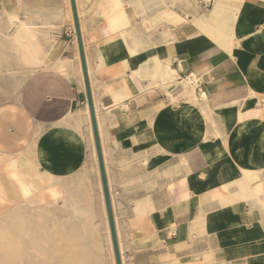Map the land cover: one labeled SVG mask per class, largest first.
Segmentation results:
<instances>
[{
	"label": "crops",
	"instance_id": "1",
	"mask_svg": "<svg viewBox=\"0 0 264 264\" xmlns=\"http://www.w3.org/2000/svg\"><path fill=\"white\" fill-rule=\"evenodd\" d=\"M67 1L0 0V44L13 33L17 20L26 18L38 30L43 68L31 76L7 49L9 67L16 70L11 73L18 75L9 77L8 82L19 89L20 101L1 107L0 117L12 116L13 126L20 131L29 132L37 126L48 130L45 143L51 152H57L56 160L65 169L53 167L51 155L23 137L20 143H13L15 150L25 149L15 156L21 175L31 178L41 190L67 180L71 186L65 188L73 189L77 196L75 178L84 168L96 191L86 122L80 123L83 139L79 142L69 136L51 138L56 130L72 132L75 122L70 116L86 103ZM125 1L75 0L93 105L96 101L104 134L109 176L105 174L111 181L125 264H264V205L257 199L246 202L236 198L237 186L231 185L245 172L243 178L259 180L254 189L264 196V0H221L223 6L214 13L213 0L197 9L176 7L177 20L169 37L175 40L163 44L161 28L155 23L148 31V46L144 37L129 33L123 40L118 34L121 29L141 26L139 15L130 24L125 23L128 17L119 16ZM141 2L146 5L145 0ZM118 16L121 24L114 27ZM161 62L170 65L179 81L194 75L206 106L179 114L166 105L156 78ZM19 79L22 84L15 88ZM36 80L39 84L31 89ZM118 95L124 97L125 106L110 107ZM54 122L58 128L53 129ZM156 148L165 152L156 155ZM260 152L263 154L258 155ZM179 155L190 163L188 183L179 168ZM143 157L150 160L155 174L139 166ZM119 163L125 164L121 172ZM0 174H4L7 190L14 192L1 166ZM221 185L227 187L226 193L220 191ZM246 193L251 196L252 188ZM184 198L187 200L176 202ZM134 200L139 203L136 217ZM199 201L205 210L218 212L206 232L192 240V216ZM94 207L98 214L96 200ZM131 218L137 229L129 236L127 222Z\"/></svg>",
	"mask_w": 264,
	"mask_h": 264
},
{
	"label": "bare ground",
	"instance_id": "2",
	"mask_svg": "<svg viewBox=\"0 0 264 264\" xmlns=\"http://www.w3.org/2000/svg\"><path fill=\"white\" fill-rule=\"evenodd\" d=\"M211 1L212 0H145L146 5H144V3L141 2V0H127L125 1V8L123 9V7H121L118 10L119 16H121V18L122 17L125 18V16L128 17L125 18V23L130 24L131 22L135 21L134 17L139 15L141 16L140 19L141 26L140 29L132 27L131 29L125 28V29H121L120 31L133 33L134 36L139 39H142L144 37L145 45L148 46L149 37H150L148 31L154 29V24L156 23L158 26H160L157 28H161V41L163 44H166L171 42L172 40L173 41L175 40L173 36H172L173 38L172 40L169 37L172 35L171 27L177 20L176 7H181L182 5L183 6L190 5L194 9H197V8H202V5L204 6L209 5ZM219 1L221 0H213L212 3L213 8L211 7L213 13L216 11L217 7L223 6L219 4ZM67 2L68 5H67L66 14L70 22H72L73 24L69 0ZM147 3L150 4V7L147 5ZM57 12L59 11L57 10ZM149 12H151V14ZM77 14L80 16L79 12ZM144 14H146V16ZM46 15L48 14L46 13ZM119 16L116 17V19H114L113 21L114 27L121 24V20ZM25 19L23 21H18L16 19L17 24L15 25V30L13 31L12 34L9 33L10 35L5 36V43L1 42L3 45L0 44V48H6V50L7 49L10 50L16 56L15 60L22 67V69L24 71L27 70L30 71L31 76H33L36 74H40L43 71L42 60L40 58V53L42 49L38 41V37L40 36L36 34L38 30L34 29L35 27L32 28L33 25L29 23L28 20ZM183 19L187 21L185 17ZM11 22L13 24V21ZM107 30L111 33V27L109 25L107 27ZM83 39L84 38H82V40ZM83 45H84V41H83ZM84 49H86L85 45H84ZM159 67L160 65L158 66V68ZM160 70H161L160 73L157 74L156 76V78H158L160 82V84L157 85L160 86V90L163 93V95L165 94L167 101L166 105L168 104V106L170 107H175L178 113L189 109H195L198 112L199 110H201L202 106H206L207 104L206 98L200 92L199 84H198L199 81L194 75L185 79L184 81H179V78L170 68V65L164 64L163 62H161ZM88 71L90 74V69ZM15 73L16 72H14V74ZM18 81L16 82L15 87L18 86ZM39 82H40L39 80H36V82L30 85V88L32 89L33 87H36L39 84ZM154 86H156V84ZM147 88L150 87L147 86ZM116 98L117 99L111 101L110 107H117V106L124 107L125 106L123 102L124 97L118 95ZM93 106H94L96 124L99 134V140L101 144L102 156L104 160L103 161L105 167L104 169L107 176H109L108 164L106 162V153H105L104 141H103L104 134L101 129L99 108L96 101H94ZM107 117H109V115H107ZM67 118L69 117L67 116ZM70 119L71 121L75 122L74 130L72 132H69V134H67L68 132L66 133L61 130H56L51 133L52 135L51 138L56 139L57 136L61 135L64 137L69 136V138L73 142L81 141L83 137L79 131L80 130L79 126L82 120L83 119L85 120L87 126V140L89 143L90 158L92 159V164L94 166L93 167L94 174L96 177L95 178L96 191H94L91 187V183L89 180L90 178L87 176V170H85L86 168H84V170H82L81 173L78 172L79 174L75 178L76 179L75 184L78 188L75 189L79 191V195L77 196L73 195V193H75L74 191H72L73 189H71V191H69V189L67 190L65 186L59 181L55 182L53 185L51 184L50 186H48L46 190L38 189L32 182H30L31 178L24 176L25 174L22 176L21 175L22 172L18 170L15 161V156H16L15 149H10L8 148V146H6V144H1L0 166L2 167V170H4L9 175V179L14 186V192H11V194L13 195L11 196V198H7L6 196L7 188L4 183L5 177L4 174L2 175L0 174V264H115L109 226L106 216L104 198L102 193L101 181H100L99 170L97 165V158H96L95 147L93 142V135H92L91 125H89L90 118H89L87 103L83 104V107H81V109L77 111L74 116H70ZM13 122H14L13 118L10 115H7L5 117L4 116L0 117L1 138H4L6 135L5 134V128L7 127L6 125H12ZM87 122H89L88 125ZM81 124H83V122ZM55 128H58V122L53 125V129ZM212 136L217 138L216 132H213ZM154 152L157 155V153H164L165 150L161 148H156ZM154 152L151 151L150 154H154ZM261 154H263V152H260L258 155ZM148 157L149 156H147V158ZM147 158L143 157L142 159H140L141 160L140 166L141 168L147 169L149 174H155V170L150 168L151 166V164L149 163L150 160ZM178 159H179V168L183 173L182 175L185 176L186 182L188 183L186 172H187V167L190 169V163L188 162V160L184 155H179ZM124 165L122 163H119L118 167L120 169H124L125 167ZM245 174L247 173L241 172V178L239 180L231 181V185L237 186V192L235 194L236 198L246 202L248 200L257 199L260 203L264 205V196L260 195L259 193H256L254 189V187L257 186L256 184L258 183L259 180L245 179L242 177ZM106 180H107V186L111 201V208H112L113 220L115 224V231H116L121 264H125L124 246L122 242L123 237L121 235V231L118 224V218L115 211L114 196L112 192L111 181L108 180L107 178ZM71 184H74V182L71 181ZM69 186L71 185L69 184ZM250 187L252 188V192H253L251 196L250 194L246 193ZM220 191L226 193L227 187L221 185ZM44 194L45 195L47 194L46 199L44 198L45 197ZM93 197L95 198L98 204V209L96 208L98 214L96 213L94 207ZM184 200H187V198H184L183 200H177L176 202H182ZM35 205L36 207H34ZM132 205H133L132 212L136 217L139 203L134 200L132 201ZM167 206L168 205H166L165 208ZM46 209L47 210L49 209L47 214L48 216L40 214V211ZM60 209L67 210L68 214L67 216H65V218H67L68 220L67 222L64 223L66 224V226L73 221L82 219L81 220L83 221L82 229L80 228L81 230L76 231L75 228L72 227L59 228L58 227L59 223L56 221L55 218L58 217L59 215L58 211ZM30 211H33V214H30ZM217 212H218L217 210L214 211L205 210L202 206V203H200L199 201V206L197 207V210L194 211L192 216V224H195L191 228V233H193L194 235V237L191 238L192 240L193 239L195 240V238L201 236L203 233L206 232L205 230L207 224L211 223L213 218L217 216ZM97 215H98V225L101 228L100 236H99L100 232L98 234V229L95 227L97 223L96 222L94 223L95 220L94 218H97ZM30 216L32 217V219L33 218L35 219V223L33 222L32 224L33 226H35L34 227L35 229L36 226L38 227L36 231L28 227L30 222L28 223L26 220L28 219L29 221ZM45 218L49 220V223L45 222L46 221ZM131 220L132 218L127 222L129 236H131L130 232L132 230L137 229V226L134 227ZM85 227L86 228L88 227L87 229L90 228L89 230L92 233H95L92 242L86 245H84L85 243H83L85 239V234L86 232H88L86 231ZM140 230L144 231V228L141 227ZM37 235H39V237L40 235H48V236L47 238L43 239V238H38ZM159 247H163V245L160 244Z\"/></svg>",
	"mask_w": 264,
	"mask_h": 264
},
{
	"label": "rangeland",
	"instance_id": "3",
	"mask_svg": "<svg viewBox=\"0 0 264 264\" xmlns=\"http://www.w3.org/2000/svg\"><path fill=\"white\" fill-rule=\"evenodd\" d=\"M147 4H149V3H147ZM17 8H18V6H16V9ZM18 9H22V7L18 8ZM118 34L121 35V38L123 40H124V36L125 35L126 36L127 35L131 36V34H129V32H124V31H120ZM9 59H10V57H9V53L7 52V50H5V49H3L2 51L0 50V108L3 107V106H5L6 104L16 105L20 101V99H18V95H19L18 94L19 93L18 91H19V89H13L12 88V84H10L8 82V78L9 77L11 78V76H14V77L16 76V75H12L13 73H11V71L13 69L11 70V67H9V63H10ZM21 80L19 79L18 86L17 87H20L21 86V84H22V82H20ZM17 87H15V88H17ZM12 89H13V91H12V97H11V94H10L11 92L10 91ZM29 117L30 116H28V118ZM30 121L32 122V119H30ZM12 125H6L7 126L5 128V134L6 135H5L4 138H1L0 137V145L1 144H6V146H8V148L15 149V146H14L13 143H16V144L20 143L19 142V141H21L20 139L24 137V139H26L28 142H30V144H33V145L36 144V146H37L38 149L39 148L40 149L42 148V150L45 151V153H48V155H51V158L54 159L53 160V163H52L53 167L58 168L60 166L62 170H65L63 168V165L62 164H59L57 162V160H56L57 159V152H51L52 150L45 143V140H47L48 130H44L43 128L37 129V128H40L41 127V126L40 127L37 126V128L33 129L32 131L25 132V131H20L19 129H17L16 127H14ZM134 149L135 150H138V147H134ZM24 151H25V149H21L20 147H17V149L15 150V153L16 154H20L21 152H24ZM130 165H132V163ZM139 166H140V164H139ZM17 167H18V170H19L18 164H17ZM118 171L121 172V169L118 168ZM144 172H145V170H144ZM30 182H32L34 184V182H33L32 179H30ZM62 184L63 185H67L68 184V181L66 180ZM6 194H7L6 195L7 198H11V196H13L11 194V192H9L8 190H7V193ZM44 196H45L44 198L46 199L47 194L46 195L44 194ZM94 201H95V198L93 197V202ZM130 201H131V197H130ZM34 207H36V205ZM48 211H49V209L48 210L47 209L46 210H42V211H40V214H43L45 216H48L47 215L48 214ZM21 213H23V212H21ZM30 214H33V211H30ZM58 214H59L58 217H56L55 219L59 223V224L57 223L59 228L60 227H63V228H69V227L71 228L72 227V228H75L76 231L82 229V223H83V221H81L82 219L81 220L78 219L79 221L78 220L73 221V222H71L70 224H68L66 226V224H64V223L67 222V220H68L67 218H65V216H67V214H68L67 213V210L60 209L58 211ZM29 219H30L29 221H28V219L26 220L28 223L30 222L29 225H28V227L30 229L36 231L38 229V227L36 226V229H35L34 228L35 226H33V224H32L33 222L35 223V219L34 218L32 219L31 216L29 217ZM94 219H95L94 220V223L95 222L97 223V225H95V227L98 229V234L100 232V234H99V236H100L101 235V231H100L101 228L98 225V218H94ZM45 222L46 223H49V220L46 219ZM30 224H32V225H30ZM87 228H86V231H88V232H86V234H85V239L83 241V243H85L84 245H86L88 243H91L92 242V239L95 236V233H92L89 230L90 228L89 229H87ZM47 236L48 235H40V237H39V235H37L38 238H43V239L47 238Z\"/></svg>",
	"mask_w": 264,
	"mask_h": 264
},
{
	"label": "water",
	"instance_id": "4",
	"mask_svg": "<svg viewBox=\"0 0 264 264\" xmlns=\"http://www.w3.org/2000/svg\"><path fill=\"white\" fill-rule=\"evenodd\" d=\"M69 3H70V8H71L73 29H74V34H75V39H76V44H77V49H78L81 72H82V77H83V82H84L85 98H86V103H87L88 112H89L90 125H91V130H92V135H93V142H94L95 153H96V158H97V164H98L102 193H103V198H104L106 216H107V221H108V226H109L114 262L115 264H121L116 231H115V224H114L113 213H112V208H111V201H110V196H109V191H108V186H107V180L105 176L103 156H102V151H101V145H100L95 112H94V106H93V100H92L89 79H88V74H87V66H86L85 55H84L83 41H82V35H81L80 26H79V20H78L75 0H69Z\"/></svg>",
	"mask_w": 264,
	"mask_h": 264
}]
</instances>
